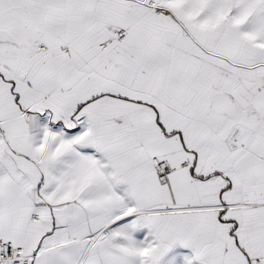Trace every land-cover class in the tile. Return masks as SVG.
Segmentation results:
<instances>
[{
    "label": "snow or ice",
    "instance_id": "snow-or-ice-1",
    "mask_svg": "<svg viewBox=\"0 0 264 264\" xmlns=\"http://www.w3.org/2000/svg\"><path fill=\"white\" fill-rule=\"evenodd\" d=\"M0 264H264V0H0Z\"/></svg>",
    "mask_w": 264,
    "mask_h": 264
}]
</instances>
